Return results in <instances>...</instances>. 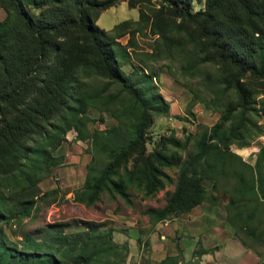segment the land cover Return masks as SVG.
<instances>
[{
  "label": "trees",
  "instance_id": "obj_1",
  "mask_svg": "<svg viewBox=\"0 0 264 264\" xmlns=\"http://www.w3.org/2000/svg\"><path fill=\"white\" fill-rule=\"evenodd\" d=\"M117 1L0 0L4 11L0 18V185L6 188L7 180L21 183L17 184L20 191L34 186L42 164L47 170L59 162L61 156L51 151L73 128L77 138L90 137L94 149L91 162L85 164L83 181L73 191L74 200L89 205L105 191L130 204L129 187L146 198L171 184L172 189H164L163 204L140 210L152 224L187 212L204 200H217L213 190L219 178L226 180L230 175L235 183L224 204L226 221L232 231L241 229L259 239L264 229L256 234L249 222L264 204V143L253 165L228 145H246L254 96L264 93V0H203L195 8L191 0H126L129 7L138 6L137 18L116 24L117 35H132L148 22L166 49L173 45L188 49L184 70L197 62H211L217 69L213 82L219 93L234 92L235 98L225 102L217 121L211 126L201 124L192 137L193 151L183 155L176 149L167 152L164 146L177 148L189 134L183 142L162 134L146 149L153 113H164L167 102L152 90L151 73L143 72V80L137 82L146 85L130 81L120 66L129 58L128 51L116 40L117 35L94 22L99 10ZM86 69L106 78L105 86L86 89L79 75ZM111 83L127 94L121 112H112L118 121L103 131L87 132L85 121L92 118L86 109L99 101L109 110L112 96L105 90ZM146 89L150 90L147 97ZM165 168H175L174 176ZM34 201L29 195L11 208L0 205V264H61L57 254L66 257L67 264L124 260L126 243L113 242L115 227L103 220L53 221L42 226L36 238L21 233L16 241L9 240L2 224L9 223L11 216H28ZM251 201L255 203L247 209L245 204ZM259 221L264 223V217ZM77 225L82 229H68ZM135 239L139 244V236ZM173 239L174 252L167 251L154 264H188L182 260L177 237ZM209 249L195 247L193 254Z\"/></svg>",
  "mask_w": 264,
  "mask_h": 264
},
{
  "label": "rangeland",
  "instance_id": "obj_2",
  "mask_svg": "<svg viewBox=\"0 0 264 264\" xmlns=\"http://www.w3.org/2000/svg\"><path fill=\"white\" fill-rule=\"evenodd\" d=\"M202 4L203 0H191L193 8L202 6ZM28 7L32 13L36 12V8L32 4H29ZM137 7H129L126 0H119L113 5L99 10L94 17V22L110 34L117 35L119 28H115V25L124 19L135 20ZM142 7L148 11L146 6ZM3 15L4 11L0 7V18ZM147 23H143L142 28L135 30L132 35L128 33L117 35L116 40L129 53V58L122 60L120 66L130 81L140 86L146 85L144 82L142 85L137 83L139 80H143L141 74L143 72L151 73V83L154 86L152 90L160 93L163 100L167 102V110L164 113H153L152 122L146 132L148 135L145 142L146 149L150 150L153 144L152 139H158L162 134L173 135L181 142L189 134V139L177 148L170 144L164 146L167 152L176 149L183 155L184 152L193 151L192 137L198 134L201 124L211 126L217 121L221 110L225 107V102L234 99L235 95L232 91L224 95L219 93V89L214 86L213 82L217 76V69L211 62H197L192 68L190 66L184 70L182 66H185L184 56L189 53L188 49L174 45L168 46L166 49L161 38L151 32ZM132 26L134 27L136 24ZM190 45L191 43L187 44L189 48ZM85 71L80 70L79 75L85 82L86 89L92 90L94 87L105 86L106 78L96 75L91 69ZM105 91L112 96L111 102L108 103L109 110L104 109L99 101L96 106L87 107L86 114L92 118V120L85 121L87 132H91L93 129L103 131L107 126L115 124L118 120L114 118L112 112H121V106L126 103L127 94L120 90L117 83H111ZM149 94L150 90L146 89L144 96L147 97ZM253 105L255 109L249 113L250 129L244 139L246 145L238 146L235 142L228 145L230 151L237 153L243 161L251 165L254 163L255 153L259 152L260 146L264 143V132L262 131L264 130V93L254 96ZM123 117L122 115V119ZM233 119L234 117H232ZM229 123L230 119L224 123V127L226 128ZM51 152L55 156H61L57 157L59 162L50 165L47 170L42 164L41 177L34 186L20 191L17 184L21 183L12 184L7 180L6 188L0 185V205L4 209L7 206L11 208L12 204L22 197L26 198L31 195L35 199L28 216L21 218L11 216L9 223L2 224L8 239L16 241L20 238L21 233H27L36 238L41 234V227L53 221L73 218L103 220L105 225L116 228L113 234L114 239L112 238L113 242L122 243L118 240L125 235L126 229L136 231L140 238L139 244L132 239L131 248L128 247L126 241H123L126 243L127 251L124 260L117 264L156 263L157 259L152 252L149 236L146 235L150 226L153 228L154 223L150 224L147 221V216L140 213V210L149 206V202L154 204L151 206L163 204L164 189H172V185L169 184L164 189L158 190L152 197H146V201H144L145 197H141L139 191L129 187L130 204H126L117 194L109 197L105 191H102L96 200L86 205L74 200L72 194L83 181L86 171L85 164L91 162V154L94 149L90 137L79 139L76 131L71 128L65 132L60 145ZM97 156L100 159V154ZM165 169L174 176L175 168ZM5 180L2 181L5 182ZM204 183L209 189L208 181H204ZM233 183H235L233 176L229 175L226 180L219 178L218 184L213 190L217 200H204L205 203L215 204L220 211L224 212V204L228 200V196L232 194L231 185ZM222 188L225 190L223 191ZM254 203V201L246 203L245 207L249 209ZM254 216L255 218L249 222V225L254 228V233L257 234L264 229V223L259 221V218L264 217V204H261V208ZM80 228L81 226L77 225L70 226L68 229L78 230ZM232 233L240 242L242 241V244L245 243L247 248L255 252L261 263L264 264V231L259 234V239L248 235L241 229H234ZM57 255L61 264L69 262L66 257Z\"/></svg>",
  "mask_w": 264,
  "mask_h": 264
},
{
  "label": "crops",
  "instance_id": "obj_3",
  "mask_svg": "<svg viewBox=\"0 0 264 264\" xmlns=\"http://www.w3.org/2000/svg\"><path fill=\"white\" fill-rule=\"evenodd\" d=\"M115 230L116 228L112 231V238ZM124 232L125 235L118 241H126L131 248L138 234L128 229ZM147 232L157 260L163 257L166 251L174 252L173 237H177L182 260L188 264H262L255 252L233 235L232 228L226 221L225 211L222 212L217 205L205 201L178 216L155 222L153 228ZM156 240L157 242H154ZM195 247L212 249L195 256Z\"/></svg>",
  "mask_w": 264,
  "mask_h": 264
}]
</instances>
